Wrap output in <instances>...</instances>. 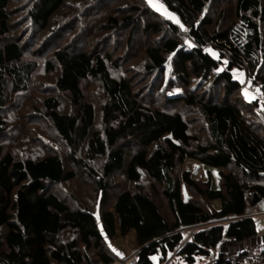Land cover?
<instances>
[{"label":"trees","instance_id":"trees-1","mask_svg":"<svg viewBox=\"0 0 264 264\" xmlns=\"http://www.w3.org/2000/svg\"><path fill=\"white\" fill-rule=\"evenodd\" d=\"M159 1L177 20L146 0H0V264H112L130 232L136 264H200L255 234L264 0Z\"/></svg>","mask_w":264,"mask_h":264},{"label":"rangeland","instance_id":"rangeland-1","mask_svg":"<svg viewBox=\"0 0 264 264\" xmlns=\"http://www.w3.org/2000/svg\"><path fill=\"white\" fill-rule=\"evenodd\" d=\"M146 1L151 7H153L158 12L162 13L163 15L169 17L172 20H177L176 15L173 12H171L170 10H168L161 1H159V0H146ZM233 74H234V76L238 77L240 80L243 79V74H242L241 70L235 69ZM240 88H241L242 93L244 94V97L247 99L252 98L253 96L257 95V89L251 88L247 81L242 80ZM180 168L182 170L189 171L194 177H198L201 179H209L211 186L213 188L217 187V180H218L217 171L218 170L216 167L203 164L200 161H198L197 159H194L191 157H184L182 162H181ZM181 195H182V198H185L188 195V193L185 189L182 188ZM214 205L218 206V202H215ZM263 212H264V203L260 202L252 213V216L254 217L255 223H256L255 234L244 239V240H242L240 243V244H242V247L240 245H238V243L236 241H233L232 239H228V238L223 236L222 240L214 248V250H213L214 252L212 254V257L215 258L221 249H223V250H221L220 253H235V252H238L242 249L247 250L249 248H251V250L254 252L260 245L261 235L264 234V218L262 216ZM189 233H190V231H189ZM114 238L112 239L111 244H110L112 249L117 252L118 247L115 245V243H116V244H119L120 247H122L126 250V251H124V250L119 251V253H118L119 257L126 256L129 253L134 251L135 242L133 240V233L132 232H130L124 238H121L119 236L115 239ZM170 258H172V256H169L168 259L165 261V263H167L170 260ZM151 259H152L153 264L154 263L156 264L157 261H156L155 257L152 256ZM246 261L248 262V259ZM120 262H121V259L117 262L112 263V264H120ZM174 264H184V263L181 262L180 260H178Z\"/></svg>","mask_w":264,"mask_h":264},{"label":"built area","instance_id":"built-area-1","mask_svg":"<svg viewBox=\"0 0 264 264\" xmlns=\"http://www.w3.org/2000/svg\"><path fill=\"white\" fill-rule=\"evenodd\" d=\"M120 259L121 264H136L134 251L126 256H121ZM200 264H264V252L258 248L254 252L251 249H242L235 253H220L217 257Z\"/></svg>","mask_w":264,"mask_h":264},{"label":"crops","instance_id":"crops-1","mask_svg":"<svg viewBox=\"0 0 264 264\" xmlns=\"http://www.w3.org/2000/svg\"><path fill=\"white\" fill-rule=\"evenodd\" d=\"M117 237H118V236H116L115 238H117ZM115 238H114V239H115ZM133 240H134V237H133ZM233 241H234V240H233ZM236 242L238 243V245H240V246L242 247V244H240L241 241H236ZM114 243H115V242H114ZM115 245L118 247V248H117V253H119V251H121V250L126 251L124 248L120 247L119 244H116V243H115ZM258 248H259V247H258ZM258 248H257V249H258ZM249 249H251V248H249ZM221 250H223V249H221ZM221 250L219 251V254H220ZM130 252H131V251H130ZM129 254H130V253H129ZM219 254H217V256H218ZM217 256H216V257H217Z\"/></svg>","mask_w":264,"mask_h":264}]
</instances>
